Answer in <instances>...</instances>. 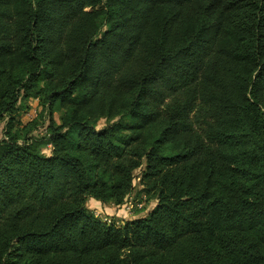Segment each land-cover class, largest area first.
Here are the masks:
<instances>
[{
    "label": "trees",
    "instance_id": "1",
    "mask_svg": "<svg viewBox=\"0 0 264 264\" xmlns=\"http://www.w3.org/2000/svg\"><path fill=\"white\" fill-rule=\"evenodd\" d=\"M1 125L0 264H264V0H0Z\"/></svg>",
    "mask_w": 264,
    "mask_h": 264
},
{
    "label": "rangeland",
    "instance_id": "2",
    "mask_svg": "<svg viewBox=\"0 0 264 264\" xmlns=\"http://www.w3.org/2000/svg\"><path fill=\"white\" fill-rule=\"evenodd\" d=\"M31 108V112L25 117L24 121L27 123L31 121L32 119L37 118L38 112H40L39 108V102L36 100H32L27 104ZM56 121L60 123V115H56L55 117ZM44 124V123H43ZM108 121L105 119L100 120L97 123L98 129H103L108 125ZM40 134V133H39ZM41 135H44V130L41 133ZM4 137V126H0V139ZM44 153L46 155H50L52 148L50 146H47L43 149ZM139 174V173H138ZM135 180V191L132 194L131 197H129L126 201V203L123 206H113L108 205L104 206L105 208H101L102 206L96 207L97 204L96 201L90 200L88 202V207L91 212L95 214L97 218L102 220L105 223H108L110 225H114L117 227H123L125 223L128 221H132L134 219H137L139 217L147 216L155 207L156 202L155 201H148V197L145 194H142L141 190L142 188L139 186V179ZM148 201V202H147Z\"/></svg>",
    "mask_w": 264,
    "mask_h": 264
},
{
    "label": "crops",
    "instance_id": "3",
    "mask_svg": "<svg viewBox=\"0 0 264 264\" xmlns=\"http://www.w3.org/2000/svg\"><path fill=\"white\" fill-rule=\"evenodd\" d=\"M96 207H99V206H101L99 203H97L96 205H95ZM101 208H105L104 206H102Z\"/></svg>",
    "mask_w": 264,
    "mask_h": 264
}]
</instances>
